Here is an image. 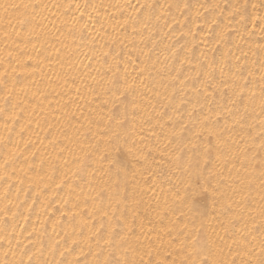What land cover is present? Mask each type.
<instances>
[{
  "label": "snow or ice",
  "instance_id": "1",
  "mask_svg": "<svg viewBox=\"0 0 264 264\" xmlns=\"http://www.w3.org/2000/svg\"><path fill=\"white\" fill-rule=\"evenodd\" d=\"M173 7L183 12L190 11L193 5L187 3V0H184L182 4L179 2L176 4L165 3L159 5L160 14H156V4H141L140 8H134V11L141 12L147 9V15L144 18L127 16L119 27L126 29L131 23L133 31H136L137 24L149 29L152 27L153 17L159 22L170 14ZM53 8H56L58 12H53ZM199 8H203L205 13H212L208 28L210 32L214 33V39L206 43L213 44V51L217 54L209 58L207 53L202 51L201 56L204 59L195 60L194 72L200 87L194 90L197 96L202 94L205 98L214 95L217 91L222 94L226 92L230 104L235 108V111L233 108H228L227 111L236 116L238 120H242L243 116L240 113L239 105H244L246 113L250 104H254L257 100L255 91H251L246 83L248 76L253 73L248 70V75H245L248 51L252 49L249 48L246 51L243 45L249 43L250 38L257 32L264 38V13L258 12L256 15L249 16L247 14L248 0H244L243 3L236 0L235 3L228 4L227 9L219 4L199 5L195 12L197 17L202 15ZM252 8L254 10L264 9V0L260 4H252ZM217 9L224 17L223 23L216 19ZM93 12L95 16H93ZM56 15L61 17V27L56 28L57 33L61 36L72 37L73 41L79 38L84 47H87L92 53L91 56L85 53V58L99 64L100 67L96 69V72L99 81L103 83V94L111 92L113 96H116L119 93L120 97H124L116 111L108 109L107 121L103 116L96 120L89 119L88 133L91 134L92 140L95 142L85 143L86 136L85 139H82L80 128L76 127L79 120L75 118V113H68L65 110L62 114L56 115L55 119L57 123L63 121L66 129L75 131L71 136L68 135L67 130L62 132V135L68 140L67 144L61 146V142L55 139L51 144L55 152L53 160L63 161L64 167L76 165L74 175L80 176L82 179L87 177L89 194L96 193L91 197L92 206L88 209L87 216L83 212H76L73 214V219L79 216L83 223L88 224L89 218L95 219L98 213L109 221L113 218L119 219L116 217L118 211L122 213L127 209L131 213V221L127 217L123 220L122 234L117 233L113 225H109L106 234L99 230L93 233L97 242L103 240L109 249V254L105 257L103 264H264V161L261 162L259 177L254 178L259 180L258 187L261 191L260 202L256 207L248 203L253 179L246 177L241 179V186L233 188L230 196L226 195L222 191L221 182L217 181L214 184L212 177L214 175L223 177L224 168L236 157L233 156L232 160L228 159L226 150L230 146L224 133L206 123L208 118H201L195 106L188 111L187 120L177 117L172 128L167 129L166 139L171 150L167 153L161 150L159 161L151 157L150 153L138 149L141 158H138L136 163L141 167L132 173V180H135L137 173L142 177L147 173L143 184L147 185L148 180H152V185L148 187V191L152 192V197L145 202L142 199L144 191L141 190L140 193H137L136 189L142 188L140 181L132 184V192L128 193L127 190L131 183L129 170L124 165L118 166V159L114 155V151L119 152L122 145L127 146L131 151L136 146L135 137L139 136L141 142L144 139L141 135L144 131L142 124H150L151 121H142L140 131H137V118L140 115L141 103L135 94L138 87L136 79L140 80L141 86L148 88L149 91L153 90L144 81L150 79L155 63L150 64L151 56L141 50V64L144 67L140 69L138 77L133 78L130 82L127 77L128 60L123 62L124 66L121 69L122 61L119 58V52L113 54L111 51L105 50L104 44L96 46V36H99L100 33L96 31V36H93L91 33L95 29H91L89 25V21L94 22L100 16L96 5L76 3L73 8L71 4L51 5L43 3L42 0H19V2L17 0H0V20L5 21L7 27L12 30L11 32L5 30V37L11 39L15 48L19 50L15 55L13 50H8L6 56L0 57V63L5 66L4 71L0 72V115L3 116V123L0 126L5 130V135H0V141L7 142L9 139L7 134L11 133L17 124L20 125L21 132L30 130L29 126L32 121L29 119L25 122L24 114L29 106H33L32 100L39 93V88H34L32 84L23 81L35 76L41 64L39 59L41 49L47 50L44 46L53 35L45 21L51 22L55 27V21L51 20V16ZM86 16L87 19H85ZM175 22L174 19L173 23ZM164 26L172 32L176 31L172 23L167 20H165ZM63 28L67 29L66 33L62 30ZM85 32L89 33L88 37L84 36ZM189 34H191L194 43L195 33H181L182 36ZM105 35L113 43L123 44L117 35L108 33ZM230 38L234 47L241 53L240 56L236 55L233 47L228 46ZM60 43L64 45V41H60ZM176 43L178 44L179 40ZM37 45L40 47L38 48ZM29 46H31V52L37 54L36 58L28 51ZM125 47L127 46L125 45ZM166 47H171L173 59L178 60L181 67L185 63H193V58L189 54L192 49L188 46L187 41L183 46L186 49L183 58H180L179 50L175 44ZM256 47L259 49L262 70L259 103L261 111L264 112V43ZM60 51L57 49L58 54ZM79 52L80 45L77 44L74 49L69 47L68 55L79 58ZM125 55L129 60H132L127 52ZM253 55H256V52H253ZM9 58L15 60V66L12 65ZM26 61L34 62L30 67ZM8 67L12 68V74L17 72V68L21 69L25 73L23 81H17L13 75L10 84L8 77L11 74L8 72ZM156 71L158 74L166 73L173 82L177 80V76L172 75L167 64H163ZM145 72L149 73V77H145ZM93 79L96 80L97 77L94 76ZM180 83L182 86L184 85V81H180ZM172 87L175 91V83ZM250 91L251 95H249ZM173 99H175L174 96L169 97L170 101ZM180 102L184 103L182 98ZM108 103L107 99L103 100L101 110L107 107ZM9 105H11V111H9ZM113 107L115 108L116 105L114 104ZM219 114L218 112L217 115ZM159 119L162 120L163 116ZM169 119L171 120L172 117L169 116ZM93 125L98 130L102 128V131L92 132ZM189 126L191 130L195 131L193 137L186 140L182 134ZM160 127L164 131L165 125L161 124ZM5 146H7L6 143ZM260 150L264 152V136L260 141ZM24 151H27V148ZM78 152H82L83 156H78ZM15 153L16 149H13L11 156L6 154L4 164L0 165L5 174L9 162L15 160ZM214 154L215 161L213 160ZM165 156L167 159H164ZM105 162L108 163L107 167H105ZM93 165L95 166L93 167ZM155 165H161V167H155ZM243 166L242 161L241 167ZM52 167L55 169L56 165L53 164ZM233 167H235L234 164ZM165 168L168 169L167 173L164 171ZM237 175H239V170H237ZM229 177H231V170H229ZM244 180H247L246 185ZM165 184H167V188L164 187ZM157 187H159L160 193L156 192ZM245 187L248 189L247 194H244ZM169 193L171 200H169ZM105 194H107V203L104 200ZM161 194L164 197L162 203ZM238 196H242V200L236 199ZM197 197L203 198V211L198 213V217L189 216V213H193L197 208ZM153 199L155 206L151 202ZM68 203L69 201H65V205ZM84 203L87 206L88 199H85ZM218 203L221 205L220 210L213 216L208 212V206L211 205L215 208ZM79 207V203L73 204V208L79 209ZM185 207L188 209L187 213L183 211ZM142 208L149 215L156 212L158 215L167 216L179 211L184 217L181 230L177 232L175 238L168 241L157 237L160 241L159 244L154 243L145 233V241L141 242L137 234V220L141 221L139 227L142 231L143 220L148 218L140 215ZM109 210H111V215ZM225 214L229 216L227 225L218 219L219 216ZM214 220L217 222L214 223ZM240 220H243L244 223L241 228L235 230L231 237V243H229L225 237L220 235V231L228 232L230 228H235L236 223ZM101 226L103 227V224ZM55 247L56 245L53 246V248ZM162 248L167 255L172 257L171 260L162 257ZM25 254L27 261L22 256L16 264H33L32 255ZM63 255L64 253L61 252V256ZM5 256H7V252H5ZM238 257L240 259H237ZM4 264H9V262L5 261ZM56 264H66V262L60 260ZM74 264H80V260L77 259Z\"/></svg>",
  "mask_w": 264,
  "mask_h": 264
},
{
  "label": "bare ground",
  "instance_id": "2",
  "mask_svg": "<svg viewBox=\"0 0 264 264\" xmlns=\"http://www.w3.org/2000/svg\"><path fill=\"white\" fill-rule=\"evenodd\" d=\"M42 2L51 5L71 4L73 8L76 3L96 5L100 16L94 22L89 21L90 28L95 29L91 34L96 36V31L100 33L99 36H96V46L104 44L105 50L111 51L113 54L119 52V58L122 61L121 69L124 66L123 62L128 60L127 77L130 82L133 78L138 77L140 69L144 67L141 64V50L151 56L150 64L155 63L150 79L144 81L153 90L149 91L148 88L141 86L140 80L136 79L138 87L135 94L141 103L140 115L137 118V131H140L142 121H151L150 124H142L144 131L141 135L144 139L141 142L139 136L135 137L136 146L131 151L123 145L119 152L114 151V155L118 159V166L124 165L129 170L131 183L127 190L128 193L132 192V184L140 181L142 188L138 187L137 193H140L141 190L144 191L142 199L145 202L152 197V192L148 191L152 180L149 179L147 185L143 184L147 173L144 177L137 173L135 180H132V173L141 167L136 163L137 159L141 158L138 149L150 153L151 157L159 161L161 150L165 153L171 150L166 139L167 129L172 128L177 117L187 120L188 111L195 106L201 118H208L206 123L224 133L230 146L226 150L228 159L232 160L233 156L236 157L224 168L223 177L214 175L212 182L215 184L220 181L222 191L230 196L233 188L241 186V179L245 177L253 179L248 203L253 207L259 204L261 196L258 187L259 180L254 178L259 177L261 162L264 161V152L260 150V141L264 136V124H262L264 112L261 111L259 103L262 70L260 53L256 46L264 43V38L257 32L250 38L249 43L243 45L246 51L249 48L252 49L248 51L245 75H248V70L253 73L248 76L246 83L251 91H255L257 100L254 104H250L246 113L244 105H239L240 113L243 116L242 120H238L236 116L227 111L233 106L230 104L226 92L222 94L217 91L214 95L205 98L202 94L197 96L194 90L200 87L194 72L195 60L204 59L201 56L202 51L206 52L209 58L217 54L213 51V44L206 43L214 39V33L210 32L208 28L212 13H205L203 8H199L202 15L197 17L195 15L197 7L219 4L227 9V5L235 3L236 0H187V3L193 5L190 11L181 12L173 7L170 14L159 22L153 17L151 28L145 29L142 25L137 24L136 31H133L131 23L126 29L119 27L127 16L144 18L147 15V9L135 12L134 8L139 9L141 4H156V14H160L159 5L176 4L177 2L182 4L184 0H42ZM239 2L243 3L244 0H239ZM261 2L262 0H248L247 14L252 16L258 12L264 13V9L254 10L252 8V4ZM52 11L58 12L56 8H53ZM89 11L92 10L89 9ZM93 16H95L94 12ZM174 19L175 23H173ZM216 19L220 23L224 22V17L219 13V9L216 10ZM51 20L55 21V27L49 21H45V24L53 35L44 46L47 50L41 49L39 56L41 64L35 76L23 81L25 73L21 69L17 68V72L12 74V68L8 67V72L11 74L8 77L10 84L14 75L17 81L32 84L34 88L38 87L39 93L32 100V105L35 106L34 110L33 106H29L24 114L25 122L29 119L32 121L29 126L30 130L21 132L20 125L17 124L14 130L7 134L9 137L7 142L0 141V165L4 164L5 155L11 156L13 149H16L15 160L9 162L7 173L5 174L0 168V237H3L0 239V264H4L5 261L9 264H16L22 256L27 261L25 253L32 255L33 264H56L60 260L65 261L66 264H74L77 259L80 260V264H103L105 257L109 254V249L103 240L98 243L93 233L99 230L106 234L109 225H113L115 231L122 234L123 220L127 217L131 221V213L127 209L122 213L118 211L116 217L119 219L113 218L111 221L102 218L98 213L95 219L89 218L88 224L83 223L79 216L73 219V214L76 212H83L87 216L88 209L92 206L91 197L96 193L89 194L87 177L82 179L80 176L74 175L76 165L64 167L63 161L53 160L55 152L51 144L54 139L60 141L61 146L67 144L68 140L62 135V132L67 130L68 135L71 136L75 131L66 129L63 121L57 123L55 119L56 115L62 114L65 110L68 113H75V118L79 120L76 127L80 128L82 139H85L86 136L85 143L95 142L92 140L91 134L88 133L89 119L96 120L103 116L107 121L108 109L116 111L124 97H120L119 93L116 96H113L111 92L103 94V83L99 81L96 72L100 66L95 61L86 59L84 55L87 53L88 56H91L92 53L87 47H84L79 38L73 41L72 37L61 36L57 33L56 28L61 27L59 15L51 16ZM165 20L172 23L173 28L176 29L175 32L164 26ZM249 27H251L250 24ZM5 30L12 31L7 27L5 21L0 20V57L6 56L8 50H13L14 55L19 51L15 48L12 40L5 37ZM62 30L67 32L66 28ZM105 33L117 35L123 44L113 43ZM181 33H195V42H192L191 34L182 36ZM84 36L88 37L89 33L85 32ZM177 40H179L178 44ZM60 41H64V45L68 47L62 45ZM186 41L192 49L189 54L193 58V63H185L181 67L179 61L173 59L171 47L166 46L175 44L179 50L180 58H183L186 54V49L183 47ZM77 44L80 45L79 58L70 57L68 55L69 47L74 49ZM228 46L233 47L237 56L241 55L239 50L234 47L231 38L228 40ZM37 47L40 46L37 45ZM57 49L61 50L59 54ZM28 51L31 52V46ZM126 52L132 57V60L128 59V56L125 55ZM253 52H256V55H253ZM31 55L36 58L37 54L31 52ZM9 59L11 60V58ZM157 61L159 62L156 63ZM26 62L31 67L34 61ZM11 63L15 66V60H11ZM163 64H167L172 75L177 76L175 82L166 73H157L156 69L161 68ZM4 67L0 63V72L4 71ZM144 75L149 77L148 72H145ZM94 76L97 77L96 80L93 79ZM180 81H184L183 86ZM173 83H175V91H173ZM251 91L249 95H251ZM173 96L175 99L170 101L169 97ZM181 98L184 101L183 104L180 102ZM105 99L109 103L101 110L102 101ZM9 111H11V105H9ZM218 112L219 115H217ZM161 116H163L162 120L159 119ZM169 116L172 117L171 120ZM2 123L3 116L0 115V125ZM161 124L165 125L164 131L161 130ZM97 131H102V128L98 130L93 125L92 132ZM194 131L189 126L182 135L188 140L193 137ZM0 135H5L2 126H0ZM129 143L131 144V141ZM25 148L27 151H24ZM77 155L83 156V153L78 152ZM164 159L167 157L165 156ZM213 160L215 161V154ZM242 161L243 167H241ZM53 164L56 165L55 169L52 167ZM107 166L108 163L105 162V167ZM209 166L211 167V165ZM155 167H161V165H155ZM229 170H231V177H229ZM237 170H239V175H237ZM164 171L167 173L168 169L165 168ZM205 175L207 176V173ZM244 184H247V180H244ZM164 187L167 188V184ZM156 192L160 193L159 187L156 188ZM247 193L248 189L245 187L244 194ZM85 199H88L87 206L84 203ZM160 199L162 203L163 194L160 195ZM236 199L242 200V196H238ZM104 200L107 203V194H105ZM169 200H171L170 193ZM202 200V197L196 198L197 208L193 213H189V216L198 217V213L203 211ZM65 201H69V203L65 205ZM151 202L155 206V200L153 199ZM224 202L226 203V201ZM76 203H79V209L73 208V204ZM220 207L219 203L215 208L209 205L207 210L215 216ZM183 211L187 213V207ZM109 212L111 215V210ZM140 215L148 217L143 220L142 231L139 227L141 221L137 220V234L141 242L145 241V233L157 244L160 242L157 237L164 241L173 239L181 230L184 222V217L179 211L167 216L158 215L156 212L149 215L142 208ZM228 218V214H225L219 216L218 219L227 225ZM243 223L244 221L240 220L236 223L235 228H230L228 232L221 230L220 235L231 243L232 234L236 229L241 228ZM124 230L126 231V229ZM54 245H56L55 248H53ZM5 252H7V256H5ZM61 252L64 253L63 256H61ZM161 255L164 259H172L163 248Z\"/></svg>",
  "mask_w": 264,
  "mask_h": 264
}]
</instances>
